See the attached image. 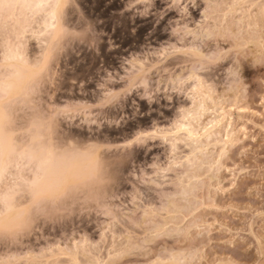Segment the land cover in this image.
<instances>
[{
  "label": "rangeland",
  "instance_id": "rangeland-1",
  "mask_svg": "<svg viewBox=\"0 0 264 264\" xmlns=\"http://www.w3.org/2000/svg\"><path fill=\"white\" fill-rule=\"evenodd\" d=\"M3 2L0 264H264V0Z\"/></svg>",
  "mask_w": 264,
  "mask_h": 264
},
{
  "label": "clouds",
  "instance_id": "clouds-1",
  "mask_svg": "<svg viewBox=\"0 0 264 264\" xmlns=\"http://www.w3.org/2000/svg\"><path fill=\"white\" fill-rule=\"evenodd\" d=\"M238 43L247 48L254 67L264 69V17L257 20L255 27L244 32L237 38ZM13 75L10 69H5L0 77V90L11 88ZM26 211L20 213L0 212V233H6L20 226L25 218Z\"/></svg>",
  "mask_w": 264,
  "mask_h": 264
},
{
  "label": "bare ground",
  "instance_id": "bare-ground-1",
  "mask_svg": "<svg viewBox=\"0 0 264 264\" xmlns=\"http://www.w3.org/2000/svg\"><path fill=\"white\" fill-rule=\"evenodd\" d=\"M5 1H6V0H5ZM15 1H16V0H15ZM23 1H24V0H23ZM26 1H27V0H26ZM56 1H57V0H56ZM1 2H3V0H0V3H1ZM55 3H56V2H55ZM3 4H4V2H3ZM3 4H2V5H3ZM190 116H191V115H190ZM191 117L193 118V116H191ZM190 119H191V118H190ZM190 119H189V120H190ZM195 119H196V118H195ZM195 119H194V120H195ZM191 120H193V119H191ZM196 120H197V119H196ZM188 122H189V121H187V123H188ZM190 122H191V121H190ZM217 122L220 123V121H217ZM187 123H185V124H187ZM191 123H192V122H191ZM214 123H215V122H214ZM185 124H184V125H185ZM188 124H190V123H188ZM213 125H214V124H213ZM216 125H218V123H216ZM216 125H214V126L216 127ZM185 126H186V125H185ZM190 126H191V125H190ZM214 126H213V127H214ZM182 127H183V126H182ZM187 127H188V125H187ZM213 127H212V128H213ZM184 129H185V128H184ZM186 129H187V128H186ZM188 129H189V130H188L187 132L190 133V136H196V137H199L200 135H202V134H200V133H196V132H194L193 129H192V127L188 128ZM190 129H192V130H190ZM208 131H210L209 128H208ZM206 133H207V131H206ZM200 137H201V136H200ZM0 148H1V147H0ZM4 148H5V147H4ZM6 151H7V150H6ZM0 152H1V151H0ZM2 152H3V151H2ZM2 152H1V153H2ZM5 153H6V152H5ZM4 155H5V154H4ZM0 156H1V155H0ZM1 158H2V157H1ZM47 159H48V158H47ZM8 160H9V159H8ZM48 160H49V159H48ZM48 160H47V161H48ZM0 161H1V159H0ZM5 161H7V159H6ZM47 161H46V162H47ZM53 161H54V160H52L51 162H53ZM1 162H2V161H1ZM42 162H43V161H42ZM4 163H6V162H3V164H4ZM7 163H9V162L7 161ZM53 163H54V162H53ZM6 166H7V165H6ZM4 167H5V166H4ZM2 168H3V167H2ZM49 169H50V168H49ZM42 174H43V173H42ZM44 174H45V173H44ZM56 177H57V176H56ZM62 178H63V177H62ZM62 178H60V179H62ZM60 179H57V180H60ZM63 180H64V179H62V182H63ZM51 182H52V181H51ZM54 182H55V181H54ZM62 182H61V183H62ZM49 183H50V182H49ZM56 183H58V182H56ZM52 184H55V183H52ZM55 185L58 186L59 183H58V184H55ZM55 185H51V184H50V186H55ZM46 186H48V184H46ZM50 186H49V187H50ZM49 187H48V189H49ZM51 188H52V187H51ZM45 189H46V188H45Z\"/></svg>",
  "mask_w": 264,
  "mask_h": 264
},
{
  "label": "snow or ice",
  "instance_id": "snow-or-ice-1",
  "mask_svg": "<svg viewBox=\"0 0 264 264\" xmlns=\"http://www.w3.org/2000/svg\"><path fill=\"white\" fill-rule=\"evenodd\" d=\"M207 59L211 60L212 58L209 57V58H207ZM43 67H44V66H43L42 64H41V65H38L39 71L42 72V71H43ZM34 202H36V203L38 204V208H37L38 211H44V210H46V209H43V208H40V207H39V198H38V197H35V196H34Z\"/></svg>",
  "mask_w": 264,
  "mask_h": 264
}]
</instances>
